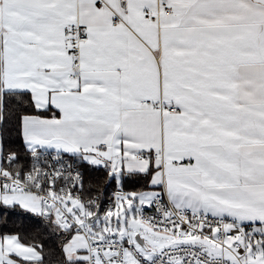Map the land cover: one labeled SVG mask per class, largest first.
Returning a JSON list of instances; mask_svg holds the SVG:
<instances>
[{"label":"snow or ice","instance_id":"1","mask_svg":"<svg viewBox=\"0 0 264 264\" xmlns=\"http://www.w3.org/2000/svg\"><path fill=\"white\" fill-rule=\"evenodd\" d=\"M13 217L0 264H264V0H0Z\"/></svg>","mask_w":264,"mask_h":264},{"label":"trees","instance_id":"2","mask_svg":"<svg viewBox=\"0 0 264 264\" xmlns=\"http://www.w3.org/2000/svg\"><path fill=\"white\" fill-rule=\"evenodd\" d=\"M11 138H12V141L18 146L20 141H19V138L16 136L15 132H12L11 134ZM102 173H99V172H88L86 173V180H88L89 178H94L98 175H101ZM92 185L94 186V180H92ZM89 187V183L86 182L85 184V191L82 193L84 196H87L88 195V192H87V189ZM136 187H139V185H136ZM114 190V187H110L108 189V195L110 196L111 194V191ZM35 225H34V222L28 220V219H23V220H20L16 217H13L11 220H9L7 222V227H3V222H0V231H8V230H15V229H20V230H27L29 232H31L33 229H34ZM46 237H47V233L44 234ZM58 238H55V237H52L50 238L49 240V248H53L55 247L56 245H58ZM58 255V253H57ZM52 264H55V257L53 258V262Z\"/></svg>","mask_w":264,"mask_h":264},{"label":"built area","instance_id":"3","mask_svg":"<svg viewBox=\"0 0 264 264\" xmlns=\"http://www.w3.org/2000/svg\"><path fill=\"white\" fill-rule=\"evenodd\" d=\"M114 190H115V189H114ZM114 190H113V191H114ZM113 191H111V194H112V192H113ZM111 194H110V195H111ZM85 197H87V196H85ZM147 214H149V215H150V214H151V212H148ZM189 215H190V212H189ZM209 218L211 219V217H209Z\"/></svg>","mask_w":264,"mask_h":264}]
</instances>
